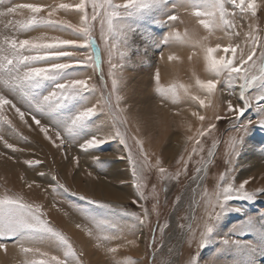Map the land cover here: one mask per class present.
Returning a JSON list of instances; mask_svg holds the SVG:
<instances>
[{"label": "rangeland", "instance_id": "rangeland-1", "mask_svg": "<svg viewBox=\"0 0 264 264\" xmlns=\"http://www.w3.org/2000/svg\"><path fill=\"white\" fill-rule=\"evenodd\" d=\"M78 2L79 0H0V12H6L7 8L21 3L55 6L60 3ZM116 2L122 3L124 0H116ZM258 3L261 6L256 18L250 15L242 17L239 10H236L235 23L237 30L241 33L238 38L241 41L244 39V34L249 31L250 24L253 30L259 29V34L264 36V0H258ZM229 8L231 9V6ZM31 15L28 10L22 9L15 14L0 16V40L4 35H15L19 39H32L41 35L76 39V36L70 32L44 29L23 32L18 28L5 26L8 21L22 22L29 19ZM179 15L183 23L180 20L176 21L175 28L181 33L185 30H195L201 37L206 34L204 29L196 23L195 18L184 9L180 10ZM57 18L79 23V16L75 11H60ZM128 29L126 45L121 37L112 38L113 43L119 41V47L113 53V59L124 65L122 69L117 70L116 75L120 82L119 95L122 97L120 101L122 111L113 112L109 116L101 114L94 118L96 123L101 125L98 132L101 136L108 132L113 121L123 118L126 123L118 126L122 133H126L127 146L121 143L119 138L110 140L103 146V152L98 153L100 156V163H98L89 152L80 149L77 141L71 144L66 142L64 147L56 148L40 132L31 115L25 116L28 122L25 125L11 105L5 106L3 112L15 125V130L9 125H0V134L9 143L24 151L13 152L4 147L3 141H0V194L7 191L9 194L22 196L29 203L41 206L51 226L68 237L77 253L80 254L82 264H114V259L120 260L122 264H129V261L134 264H161L164 259H169L175 264H186L190 256L196 255L199 256L200 264L210 261L214 264L217 248L221 246L220 241L230 233L234 225L241 224L246 219V215L233 212L222 217L213 242L208 247L198 250L197 242L187 239L186 233L189 229L196 231L202 222L200 220L204 212L202 188L210 195L214 185L219 183L220 177L225 172L237 183L247 178L249 180L258 166L264 165V129L254 123L245 135L233 129L231 120L225 118L217 121L215 119L217 115L227 116L226 103L221 102L219 88L212 104L207 108H201L197 102L173 103L171 97L167 100L161 99L156 92L157 70L160 72L161 86L167 88L173 83H183L190 86L194 95H200L203 98L204 94L195 85L197 77L202 80L211 78L203 54L192 56L195 49L173 44L163 46L164 59L161 60V48L156 45V41L166 34L167 28L155 23L153 18L147 17L129 21ZM93 35L96 44L99 45L101 62L95 70L87 67L81 69L84 73L81 78L90 77L88 83L97 89L95 98L90 101L89 106L97 103L101 92L107 94L111 90L112 82V76L109 74L111 71L109 56L98 24ZM219 35L220 33H217L210 38V46H215L218 42L223 44L228 42L227 39L219 41L217 39ZM257 52L259 53V49ZM120 53L125 54L123 61H120ZM171 54L179 59L169 61L168 56ZM215 55L219 57L224 54L218 52ZM77 59L83 60L84 57L78 56ZM2 94L16 104L21 111L26 109L27 105L15 94L7 91H2ZM223 99L225 101L229 99L227 93L224 94ZM231 99L233 104L242 103L235 97ZM113 103H115V95ZM194 111L204 115L206 119L201 122L192 115ZM162 114L169 118V121L176 116L188 120L181 127L177 125L166 128V123L157 124L158 117H163ZM36 116L41 119L42 124L48 123V120L41 118L39 113H36ZM246 117L253 121L260 119L255 100L252 102V108L246 113ZM213 123L216 124V129L202 139L203 153L193 155L191 149L195 146L194 142L187 141L186 137L194 136L199 129H206ZM188 124L191 125V131L187 129ZM165 129H168V133L164 132ZM50 134L54 136V130ZM236 136H243L244 143L236 156H231L230 140ZM136 140L143 142L144 150L149 154V160L153 165L159 160L162 161L168 174L180 173L177 180H162L155 167L146 172L144 188L146 198L144 199L134 187L135 182L128 159L129 149L133 157L139 158ZM213 142L215 147L212 146ZM209 150L212 155H209ZM27 159H39L42 163L37 168L30 169L24 163ZM202 160H206L207 163L203 165L197 163ZM230 160L231 163H229ZM182 161L187 164L186 173L180 171ZM17 162L25 169L24 172L18 173V169L12 168L13 163ZM201 166L204 170L198 173L197 168ZM116 168L123 174L120 179L115 177L119 174ZM40 172L44 175H40ZM13 176L16 178L12 180ZM25 178L32 180V189L24 188ZM56 181L64 185L67 191L60 188ZM247 188L257 190L264 188V185L254 187L250 184ZM81 197L84 199H80ZM88 201H95V203ZM232 203L234 206L243 208L247 215L259 216L264 213V196L255 202L233 201ZM144 208L148 209L149 217L148 222L141 225L135 218L142 215ZM85 214L90 218L94 217L96 220L121 226L120 238L101 243L98 235H112L113 230L98 233L89 219H86ZM181 225L184 227L181 228ZM89 230L93 235H88ZM232 238L258 241L255 233L240 237L233 235ZM131 241L135 243H130ZM5 242L7 251L0 249V264H25L26 257L21 253L19 246L11 240ZM40 247L43 251L61 255L52 247L46 245ZM108 247H117V253L113 256L107 251ZM41 258L39 254L35 256L29 254L27 257L28 260ZM218 258L227 261L228 264H231L234 259H243L232 254H221ZM257 259L259 264H264V258Z\"/></svg>", "mask_w": 264, "mask_h": 264}, {"label": "snow or ice", "instance_id": "snow-or-ice-1", "mask_svg": "<svg viewBox=\"0 0 264 264\" xmlns=\"http://www.w3.org/2000/svg\"><path fill=\"white\" fill-rule=\"evenodd\" d=\"M260 6L258 0H124L122 3L116 0H79L75 4L60 3L52 6L21 3L9 7L6 12H0V16L15 14L22 9L28 10L32 15L22 22L8 21L6 27L18 28L23 32L39 29L70 32L76 36V39L44 35L32 39H19L15 35L3 36L0 40V125H9L15 130V125L3 112L5 106L11 105L25 125L28 124L25 116L31 115L40 132L56 148L64 147L66 142L71 144L77 141L80 149L89 152L98 163H100L98 153L103 152V146L110 140L119 138L120 142L127 146L126 133H122L118 126L126 123L123 118L113 121L112 126L103 136L98 134L101 125L97 124L94 118L101 114L109 116L113 112L122 111L120 109L122 97L119 95L120 82L116 75L117 70L122 69L124 65L113 59V53L119 47V41L113 43L112 38L121 37L126 45L128 22L151 17L155 23L167 28L166 34L156 41V45L161 48L160 59H164L163 46L173 44L190 46L196 50L192 52V56L203 54L211 77L207 80L198 77L195 79L196 87L204 94L202 98L200 95H194L190 86L183 83H173L167 88L161 86V76L157 70L156 92L161 99L167 100L171 97L173 103L197 102L201 108H207L212 104L219 88L221 102L226 103L227 116L217 115L215 117L217 121L227 118L231 120L234 130L245 135L254 123L264 129V103H262L264 102V36L259 34V29L253 30L250 24L249 31L244 34V39L241 41L238 39L241 33L237 30L235 23L236 10H239L242 17L250 15L256 18ZM181 9L194 17L196 23L204 29L206 34L203 37L195 30H185L181 33L175 28V22L180 20ZM60 11H75L79 16V23L57 18ZM42 13L46 15H41ZM180 22L183 23L182 20ZM97 24L109 56L111 70L109 74L112 76V82L111 90L107 94L101 92L97 103L89 106L90 101L95 98L97 89L88 83L90 77L81 78L84 75L81 69L87 67L95 70L101 62L99 45L96 44L93 35ZM217 33H220L217 37L219 41L227 39L228 42L226 44L218 42L215 46H210V38ZM234 37L237 39L234 40ZM80 49L84 51H79ZM218 52L224 55L218 57L215 55ZM119 55L120 61H123L125 54ZM78 56H83L84 59H77ZM178 59L174 54L168 56L169 61ZM101 75H103L102 70ZM2 91L18 96L27 105L26 109L21 111L16 104L2 94ZM225 93L229 97L226 101L223 99ZM114 95L115 103H113ZM232 97L242 103L233 104ZM253 100L256 101V110L260 116L257 121L246 117V113L252 108ZM36 113H39L41 118H46L48 123L42 124ZM192 115L201 122L206 119L199 112L194 111ZM186 126L188 131H191V125ZM215 129L216 124L213 123L206 129H199L194 136L186 137L187 141L194 142L195 146L191 149L193 155L203 153L202 139ZM53 130L54 136L50 134ZM0 141H3L4 147L13 152L24 151L5 140L2 134H0ZM135 143L139 158L133 157L129 149L128 159L135 182L134 187L144 199L146 198L144 196L146 172L155 167L162 180H177L180 173L168 174L162 161L159 160L153 165L149 160V154L144 150L143 142L136 140ZM243 143V136L233 137L230 140V155L236 156ZM212 146H216L215 142ZM209 155H212L210 150ZM76 162L78 164V157ZM24 163L30 169H35L42 161L27 159ZM197 163L203 165L207 161L202 160ZM186 170L187 164L182 161L180 171L186 173ZM203 170V166L197 168L198 173ZM39 174L44 175L43 172ZM56 184L67 191L64 185L59 184V181H56ZM248 184V179L237 183L225 172L220 177L219 183L214 185L210 195L202 188L204 192L202 222L196 231L189 229L186 233L187 239L197 242L198 250L208 247L213 242L222 217L233 212L246 215V219L241 224L234 225L230 233L220 241L221 246L217 248L214 264H228L227 261L218 258L221 254H232L243 258L234 259L231 264H259L257 258H264V213L259 216L247 215L243 208L234 206L232 203L233 201L255 202L264 196V188L249 190ZM27 186L31 188L32 183ZM88 202L95 203V201ZM100 206L104 207V205ZM45 216L46 213L41 206L25 201L20 195L9 194L7 191L0 194V249L7 251L5 241L11 240L25 255V264H82L80 254L77 253L68 237L51 226ZM85 217L98 233L113 230L112 235H98L101 243L120 238L121 226L99 221L94 217L90 218L87 214ZM148 217L149 211L144 208L142 215L135 219L144 225L148 222ZM183 227L184 225H181V228ZM248 233L257 234L258 241L232 238L233 235L240 237ZM88 235H93L91 230L88 231ZM130 243L134 244L135 241ZM41 245L52 247L61 255L43 251ZM107 251L114 256L118 248L108 247ZM29 254L33 256L39 254L42 258L28 260ZM114 264H122V262L114 259ZM129 264L134 262L129 261ZM161 264H175V262L164 259ZM186 264H200L199 256H190ZM206 264H213V262H206Z\"/></svg>", "mask_w": 264, "mask_h": 264}, {"label": "bare ground", "instance_id": "bare-ground-1", "mask_svg": "<svg viewBox=\"0 0 264 264\" xmlns=\"http://www.w3.org/2000/svg\"><path fill=\"white\" fill-rule=\"evenodd\" d=\"M158 115H159V113H158ZM163 115V117H158V122H157V124H159V125H162L163 123L165 124L166 123V128H169V127H171V126H182V125H184V123H186L187 122V118H185V119H183V118H181V117H175V118H170V120L171 121H169L168 119H167V117H165V115L164 114H162ZM173 122V123H172ZM173 124V125H172ZM168 129H165V133H166V131H167ZM167 133H168V131H167ZM13 169H18L17 170V172L18 173H20V171L21 172H24V170L25 169H23L21 166H20V163L19 162H17L16 164L15 163H13V167H12ZM11 168V169H12ZM117 169V168H116ZM117 171L119 172V170L117 169ZM117 172V173H118ZM17 173V174H18ZM17 174H15V176H17ZM115 177L116 178H118V179H120V177H123V174L122 173H120L119 172V174H116L115 175ZM14 178H16V177H12V180L14 179ZM6 179V178H5ZM4 179V180H5ZM11 179V178H10ZM248 179V178H247ZM29 183H32V180L31 179H29V178H25V180H24V183H23V186H24V188L26 189V190H30V189H32L33 188V185H32V187L31 188H29L27 185L29 184ZM253 185L254 187H258V186H263L264 185V165H260V166H258V168L255 170V172H254V174L251 176V178L249 179V184L248 185ZM19 185H21V184H19ZM18 185V186H19ZM30 198H32V196H30ZM33 199V198H32ZM200 217V216H199ZM198 219V218H197ZM201 220V219H200ZM198 222V221H197ZM198 224V223H197ZM199 225V224H198ZM198 227V226H197ZM196 227V228H197ZM194 228V227H193ZM195 228V229H196Z\"/></svg>", "mask_w": 264, "mask_h": 264}]
</instances>
